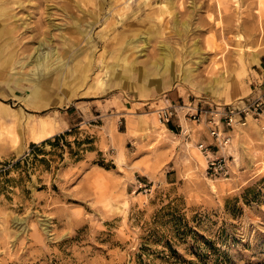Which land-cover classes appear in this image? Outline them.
I'll list each match as a JSON object with an SVG mask.
<instances>
[{"label": "rangeland", "instance_id": "obj_1", "mask_svg": "<svg viewBox=\"0 0 264 264\" xmlns=\"http://www.w3.org/2000/svg\"><path fill=\"white\" fill-rule=\"evenodd\" d=\"M1 6L0 264H264V113L226 150L188 109L159 115L264 97V0ZM39 41L56 59L34 98Z\"/></svg>", "mask_w": 264, "mask_h": 264}, {"label": "built area", "instance_id": "obj_2", "mask_svg": "<svg viewBox=\"0 0 264 264\" xmlns=\"http://www.w3.org/2000/svg\"><path fill=\"white\" fill-rule=\"evenodd\" d=\"M184 109H188L185 112V116L188 115L193 122H200L204 118L209 125V135L214 139L217 147L220 150H226L232 142L230 132L235 126H244L247 124L248 118L257 119L264 113V97L260 96V98L244 101L242 105L238 106L228 104L227 106L219 107L217 105L216 108L211 107L210 109H200L197 106L194 108L191 105L188 107H185V105L171 106L162 108L159 115L161 119L168 122L174 115L178 116L180 110ZM192 110L194 112H191ZM199 148L206 154L210 153L208 146L200 144ZM208 170L212 175L223 174L227 176L229 174L224 157H210ZM144 187L147 192L148 188L146 189V185Z\"/></svg>", "mask_w": 264, "mask_h": 264}, {"label": "bare ground", "instance_id": "obj_3", "mask_svg": "<svg viewBox=\"0 0 264 264\" xmlns=\"http://www.w3.org/2000/svg\"><path fill=\"white\" fill-rule=\"evenodd\" d=\"M39 2H42L43 0H38ZM22 5V3H19L18 4V7L19 6H21ZM38 5H42L41 3H39ZM39 7V6H38ZM4 12H6V8L4 7V6H1L0 7V13L2 14V17L3 18H1L0 17V50H1V48H2V45H3V47H4V41L5 40H7L6 39V37H11L12 36V34L14 33V31H15V27L12 29V27L10 26V22H7L8 21V19L6 18V16H3V14H6V13H4ZM6 15H8V14H6ZM5 18V19H4ZM14 18V17H13ZM10 20V19H9ZM42 24H43V26H42ZM44 24H46V22H44L43 20L41 21V25L39 26V29H42L41 31V33L42 34H44V36L46 35V32L48 33V31H47V29H44L46 26H47V24L46 25H44ZM11 27V28H10ZM40 31V30H39ZM10 40V39H9ZM142 40V39H141ZM11 43V42H10ZM44 43V42H43ZM43 43H42V41H39L38 42V44H37V47L35 48V51H34V54L32 55V57H31V61H29L31 64H33L34 65V69H35V72H34V76L31 78L32 79V81H35L36 82V86L37 87H35V89H34V91L32 92V97H36L37 95H39L40 94V91H41V88H42V85L41 84H39V83H37V82H40L41 81V79L42 78H45L46 76H47V70L49 69V67H50V61H51V59L52 60H55L56 59V57H55V55L54 54H48L47 52L45 53V51L44 52H41L42 50V46H43ZM6 44V43H5ZM8 44V43H7ZM6 44V45H7ZM13 44V43H12ZM11 45V44H10ZM14 61V60H13ZM57 61V60H56ZM5 64V63H4ZM3 64V65H4ZM14 64V63H13ZM133 64V63H132ZM25 65V64H24ZM64 63H62V67H60L59 69H61L62 71L64 70ZM132 66V65H131ZM154 67V66H153ZM157 67H158V65H157ZM7 68V67H6ZM155 68V67H154ZM165 69H164V72L167 70V68H169L167 65H165V67H164ZM171 68V67H170ZM157 69V68H156ZM170 70V69H169ZM190 70V69H189ZM171 71H172V69H171ZM171 73V72H170ZM185 76L187 75L186 73L184 74ZM185 76L184 77H181L182 79H184L185 78ZM175 79H177L176 77H175V75H172L170 78H168L167 79V81H168V85H171L172 84V82H174L175 81ZM29 80V79H28ZM164 83H165V81H164ZM42 84H43V82H42ZM45 85V84H44ZM50 89V88H49ZM46 91H48V89L46 90ZM48 129V128H47Z\"/></svg>", "mask_w": 264, "mask_h": 264}, {"label": "crops", "instance_id": "obj_4", "mask_svg": "<svg viewBox=\"0 0 264 264\" xmlns=\"http://www.w3.org/2000/svg\"><path fill=\"white\" fill-rule=\"evenodd\" d=\"M170 132H173L175 134V132L172 130V129H169ZM204 140L206 142H210L211 140L206 136L204 135ZM132 158V166L133 167H146L145 163H146V159L144 160L143 156H139L138 158H134L133 155H131L129 157V159ZM135 172H138L137 169L135 170ZM138 174V173H137Z\"/></svg>", "mask_w": 264, "mask_h": 264}, {"label": "trees", "instance_id": "obj_5", "mask_svg": "<svg viewBox=\"0 0 264 264\" xmlns=\"http://www.w3.org/2000/svg\"><path fill=\"white\" fill-rule=\"evenodd\" d=\"M59 138V137H58ZM47 141V140H46ZM46 141H44V142H46ZM34 145V144H33ZM1 173L3 172V171H0Z\"/></svg>", "mask_w": 264, "mask_h": 264}]
</instances>
